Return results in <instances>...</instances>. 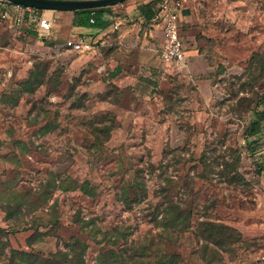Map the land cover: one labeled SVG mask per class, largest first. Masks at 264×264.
<instances>
[{
	"label": "rangeland",
	"instance_id": "rangeland-1",
	"mask_svg": "<svg viewBox=\"0 0 264 264\" xmlns=\"http://www.w3.org/2000/svg\"><path fill=\"white\" fill-rule=\"evenodd\" d=\"M207 1L202 6L207 9L197 5L206 11L198 15L200 29L187 33L179 27L185 48L193 41L190 33L197 50L209 55L198 74L202 78L181 73L174 80L157 79V89L149 88L145 97L126 88L122 96L110 86L78 88L75 80L61 79L64 67L56 65L54 53L40 62L41 42L67 40L70 12H40L53 28L38 38L32 25L25 42L0 20V53L8 57L20 39L31 45L25 54L30 71L47 62L46 77L52 74L13 108L18 81L6 76L8 65L0 66V264H9L11 249L46 257L71 238L86 243L84 264H96L116 235L121 252L151 241V257L175 252L180 264H204L203 241L194 230L205 220L237 234L230 251L221 249L219 264H263L258 259L264 252V217L257 209L264 205V128L254 136H246L245 129L255 112L264 110V0ZM122 5L110 10L118 13ZM217 7L222 14L211 12ZM169 66L164 68L179 65ZM50 122L59 128L40 136V127ZM100 122L115 128L107 144L103 131L91 135ZM85 183L94 196L79 191ZM15 196L25 204L6 220L1 208L12 210ZM167 201L192 215L187 231H172L171 241L156 224ZM29 240L35 241L31 247Z\"/></svg>",
	"mask_w": 264,
	"mask_h": 264
},
{
	"label": "crops",
	"instance_id": "crops-1",
	"mask_svg": "<svg viewBox=\"0 0 264 264\" xmlns=\"http://www.w3.org/2000/svg\"><path fill=\"white\" fill-rule=\"evenodd\" d=\"M149 1L151 0L128 1L121 7L120 12L114 13V16H111V10L107 11L104 15V19L110 21V24L105 29L101 30L73 26L72 20L74 16L73 13H71L70 29L68 30L67 37L75 38L78 35H84L98 42L97 46H95V49L91 52L76 55L67 49L64 43L48 45L41 42L43 46L41 55H43L40 60L51 59L54 53L57 59L56 65L64 67V73L61 79H64V76L67 80L73 79L76 81L78 88L85 85L87 90L95 89L100 85L104 87L110 86L111 91L114 90L120 96L125 95L124 89L126 88L132 96L140 97L144 95L145 97L146 95H150L149 88H154V90L157 89V79L161 81L167 79L174 80L177 76L181 77V73V75L187 73V75H189L187 77L195 79V77L199 76L198 74L202 73L201 70L206 64L205 58L209 56L207 51L204 50L199 52L196 48L195 37L190 35V33L186 34L187 37L189 36V38L193 40L190 41L185 48L187 57L186 64L178 66V68H164L170 66L163 65L156 60V51L160 49L162 44V17L160 10L158 9L156 15L150 19H145L139 10L141 5ZM205 2L208 1L182 0V7L179 12V27H183L187 30V33L195 28L200 29L201 27H199V24L201 21L198 19V15L206 14V11H203V9L207 8L202 7ZM217 2L219 3V1ZM197 5H200L203 9L197 8ZM221 9L222 7H217L216 9H212L211 12L213 14H222L223 12ZM116 23H120V25L117 30H114V25ZM12 31L16 32L14 36L18 38L23 36L22 41L25 42L27 38L24 33L22 34L13 29ZM24 42H20L19 39V42H17L18 44L9 49V58L5 54L0 53V66L8 65L5 72L10 73L9 79L15 77L18 83L27 78L30 72L29 66L32 64L28 55H25L31 45L24 44ZM36 42L37 41H35V44H37ZM68 55L72 56L64 62V57ZM58 60L61 61L58 62ZM147 66H150L148 72L149 77L143 79L142 77H146L144 73ZM151 66H153V68L157 67L158 69H151ZM163 68L166 69L164 70L165 72L162 71ZM169 76L173 79L169 78ZM199 78H202V76L200 75ZM201 87L202 86H200V88ZM22 97L23 95L20 97L18 103L12 106L13 108L22 105V102H24ZM2 104L3 103L0 102L1 106ZM111 105L116 106V104ZM114 130L115 128L111 131L107 143L111 142L113 139ZM12 140L14 139L11 138V142ZM257 212L264 217V205L258 208ZM244 237L247 238L246 235H244Z\"/></svg>",
	"mask_w": 264,
	"mask_h": 264
},
{
	"label": "trees",
	"instance_id": "trees-1",
	"mask_svg": "<svg viewBox=\"0 0 264 264\" xmlns=\"http://www.w3.org/2000/svg\"><path fill=\"white\" fill-rule=\"evenodd\" d=\"M128 1L124 2L123 5H125ZM161 2L162 0H151L148 3L141 5L139 7V10L143 17L145 19H150L154 15H156L157 10H160ZM110 8L112 7L75 11L73 12L74 17L72 20V25L76 27L92 28L97 30L105 29L107 26H109L110 21L105 20L104 15L107 11L110 10ZM38 12L40 13L42 11ZM92 13L94 22L90 23ZM110 14L111 16H114V13L111 12ZM97 44L98 42H96L95 45L97 46ZM40 62L43 61L40 60ZM47 65H49V63L47 62L38 63V66H43V69L38 70L36 67H33V69L29 72L27 78L22 82L18 83L17 97H15L13 105L18 103L22 95L34 94L39 88L46 84L49 79H51L52 74L50 77H46ZM54 88L57 89V86ZM262 102V104L264 105V99ZM109 122L112 123V121ZM95 125L97 126V128L93 129L91 135L94 136L96 135V133H101L103 131L104 133H106V138L103 141V144H107L111 135V131L114 128L113 125L107 122H100ZM101 126L103 127V129L99 130ZM58 128L59 127L55 125L54 122L45 123L43 126L40 127V136L52 133ZM263 128L264 110L256 111L254 114L253 121H251L247 129H245V134L246 136H254L262 133ZM97 141V143H100L98 139ZM17 142H19V139H14L12 141V143ZM200 178L203 179L204 177L202 176ZM87 184L88 183H85L82 186H79V191L84 195L94 196V193H91ZM52 185L54 187V182L52 183ZM59 186L62 191L66 190L63 185L60 184ZM25 197L29 199V194H25ZM40 197L41 200H43V198L47 200V194L45 192H43V194L41 192ZM21 199V196L14 197L13 201L16 202V205L13 207L12 210L8 208H1V211L6 215V220H10L11 218H13L14 216H12V213H17L18 209L25 204ZM31 206L33 208H37L34 205ZM48 209L51 210V208ZM191 216V212L185 210L180 204L173 203L172 201H167L166 203H164L163 210L160 212L159 220L156 222V224L162 228V232L166 234V239L168 241H171L172 231H176L178 232V234H183L185 233V231H187V225H189V223L191 222ZM194 231L197 240L203 241L202 246L205 251L203 253H200V258L204 262V264H219L222 260V257L220 255L221 249L225 248L226 251H230V249H228V246L237 241L235 236L237 235L235 234L236 231L222 223H216L207 220L199 221ZM233 233L234 235H232ZM102 236L103 239L105 238L104 240L107 239V235ZM120 236L121 235H116L114 243L110 245L112 247L111 249H101L96 258V264H180L181 262L180 257L175 252H163L160 255L156 254L151 257L150 253L148 252L150 246L152 245L151 241L150 244L141 243V245L131 247L129 249H123L122 252L127 255L126 257L125 255L121 254L122 252L119 251L121 249H118V245L116 246V240H118ZM34 242L35 241L29 240L26 242V244L28 247H31ZM86 250L87 245L85 242L71 238L64 244L63 249H59L46 257L34 254L32 253V251L30 252L21 249H11L8 262L9 264H84ZM207 252L208 254L210 252V254L207 255Z\"/></svg>",
	"mask_w": 264,
	"mask_h": 264
},
{
	"label": "built area",
	"instance_id": "built-area-1",
	"mask_svg": "<svg viewBox=\"0 0 264 264\" xmlns=\"http://www.w3.org/2000/svg\"><path fill=\"white\" fill-rule=\"evenodd\" d=\"M182 3L179 0H162L160 4V13L162 17V44L160 49L156 51V60L163 65L176 64L183 66L186 62V52L183 42L179 35V12ZM90 18V23L94 22V18ZM0 20L7 23L9 28L26 33L32 25L36 27L39 37L45 36L53 28V21L44 16H40L39 12L32 8H26L20 5L10 4L0 0ZM120 23L114 25L117 30ZM96 42L84 35H78L75 38H68L64 46L75 54H83L91 52L95 49ZM9 77L10 73H6ZM264 264V252L258 259Z\"/></svg>",
	"mask_w": 264,
	"mask_h": 264
},
{
	"label": "water",
	"instance_id": "water-1",
	"mask_svg": "<svg viewBox=\"0 0 264 264\" xmlns=\"http://www.w3.org/2000/svg\"><path fill=\"white\" fill-rule=\"evenodd\" d=\"M38 11L70 12L121 5L128 0H3Z\"/></svg>",
	"mask_w": 264,
	"mask_h": 264
}]
</instances>
